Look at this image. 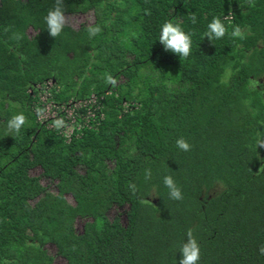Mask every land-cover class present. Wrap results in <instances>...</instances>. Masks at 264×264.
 Wrapping results in <instances>:
<instances>
[{"label":"trees","instance_id":"trees-1","mask_svg":"<svg viewBox=\"0 0 264 264\" xmlns=\"http://www.w3.org/2000/svg\"><path fill=\"white\" fill-rule=\"evenodd\" d=\"M54 4L0 0V264H264V0H63L56 38Z\"/></svg>","mask_w":264,"mask_h":264},{"label":"clouds","instance_id":"clouds-1","mask_svg":"<svg viewBox=\"0 0 264 264\" xmlns=\"http://www.w3.org/2000/svg\"><path fill=\"white\" fill-rule=\"evenodd\" d=\"M193 22H195V16L192 17ZM45 22L47 25V30L49 35L53 38L58 37L63 31L64 27L67 24V18L64 15L63 0H55L54 7L48 11ZM101 29L99 27H91L88 29L90 36L97 35ZM228 29L221 22L219 18H213L212 22L208 25V31L205 33V37L208 40L220 39L225 36ZM232 37L243 39L244 34L242 30L237 26L231 32ZM159 42L163 45L165 51H170L173 54L179 55L182 58H187L191 53V39L190 36L185 34L181 27L177 24L174 25L172 22H165L162 25L161 35ZM109 83H115L112 78L109 76ZM26 124V117L23 113L14 115L8 121V128L10 131H13L19 134L21 128ZM53 126L56 129H60L64 126V121L62 119H57L54 121ZM177 146L183 151H189L191 146L183 139L177 140ZM260 148H264V141L259 143ZM164 184L169 189L170 198L181 200L182 193L179 187H177L175 181L171 176L164 177ZM133 193L136 191L135 185H130ZM188 241L185 243L182 248V259L179 264H197V261L200 259V249L192 236L191 231L188 232ZM264 252V248L261 249Z\"/></svg>","mask_w":264,"mask_h":264},{"label":"rangeland","instance_id":"rangeland-1","mask_svg":"<svg viewBox=\"0 0 264 264\" xmlns=\"http://www.w3.org/2000/svg\"><path fill=\"white\" fill-rule=\"evenodd\" d=\"M46 108H47V110L49 109L48 105L46 106ZM216 188H217L216 185L213 186L212 188H210V189L208 190V193H209V194L213 193L214 190H215ZM78 225H79V224L77 223V226H78ZM48 250H49V252H51V253L54 252V251H53V248H52L51 246L48 247ZM54 264H62V258H61L60 256H55V258H54Z\"/></svg>","mask_w":264,"mask_h":264},{"label":"flooded vegetation","instance_id":"flooded-vegetation-1","mask_svg":"<svg viewBox=\"0 0 264 264\" xmlns=\"http://www.w3.org/2000/svg\"><path fill=\"white\" fill-rule=\"evenodd\" d=\"M258 80H261V78L259 77Z\"/></svg>","mask_w":264,"mask_h":264}]
</instances>
